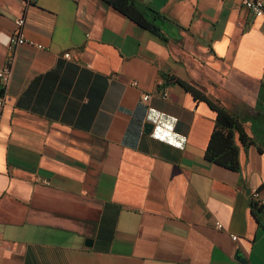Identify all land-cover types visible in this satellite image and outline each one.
<instances>
[{"label": "crops", "instance_id": "1", "mask_svg": "<svg viewBox=\"0 0 264 264\" xmlns=\"http://www.w3.org/2000/svg\"><path fill=\"white\" fill-rule=\"evenodd\" d=\"M134 1L159 36L101 0H0V68L18 18L27 41L0 114V264H264V25L237 0ZM176 81L239 117L236 170L206 158L227 132Z\"/></svg>", "mask_w": 264, "mask_h": 264}, {"label": "trees", "instance_id": "2", "mask_svg": "<svg viewBox=\"0 0 264 264\" xmlns=\"http://www.w3.org/2000/svg\"><path fill=\"white\" fill-rule=\"evenodd\" d=\"M101 1L125 15L143 29H146L158 36L160 35L158 23L162 21V18L156 12L139 7L134 0ZM176 82L184 90L191 93L194 99L205 101L216 113V123L222 130L227 132V135L219 148L207 149L205 153L206 158L211 162L227 167L231 170H236L238 168L237 147L233 142V136L236 135L238 142L244 147L252 144V140L246 134L239 117L229 112L221 105L212 103L195 87L182 81Z\"/></svg>", "mask_w": 264, "mask_h": 264}, {"label": "built area", "instance_id": "3", "mask_svg": "<svg viewBox=\"0 0 264 264\" xmlns=\"http://www.w3.org/2000/svg\"><path fill=\"white\" fill-rule=\"evenodd\" d=\"M23 1L25 2V4H29L31 3L32 0H23ZM237 1L252 16H254L255 18H260L262 25H264V5L261 0H237ZM23 25H24L23 18H18L14 21V30L7 44V56L5 58L2 67L0 68V86L4 88L3 94L0 96V114L7 101L5 93L11 78V71L15 58V52L19 46L27 42L23 36ZM63 57L68 60L69 54L64 53ZM131 85H135V83L132 82ZM166 96H167L166 93L163 91L161 93V98L166 99ZM151 97L152 94H148V93L142 94L141 102L147 104L151 99ZM251 200L253 202L258 203V205L264 208V198L260 197L258 190L252 191ZM216 228L220 229L221 225L219 223H216ZM231 239L235 240L236 236L231 235Z\"/></svg>", "mask_w": 264, "mask_h": 264}, {"label": "water", "instance_id": "4", "mask_svg": "<svg viewBox=\"0 0 264 264\" xmlns=\"http://www.w3.org/2000/svg\"><path fill=\"white\" fill-rule=\"evenodd\" d=\"M4 88L0 86V94L3 92Z\"/></svg>", "mask_w": 264, "mask_h": 264}]
</instances>
